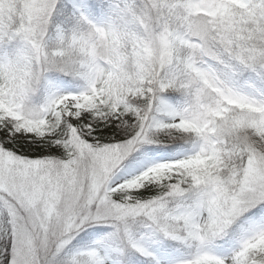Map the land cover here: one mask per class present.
Wrapping results in <instances>:
<instances>
[{"label":"snow or ice","instance_id":"6c2138e0","mask_svg":"<svg viewBox=\"0 0 264 264\" xmlns=\"http://www.w3.org/2000/svg\"><path fill=\"white\" fill-rule=\"evenodd\" d=\"M0 264H264V0H0Z\"/></svg>","mask_w":264,"mask_h":264}]
</instances>
